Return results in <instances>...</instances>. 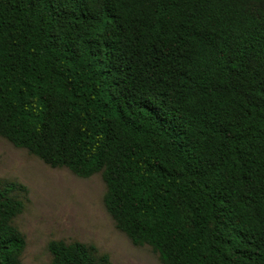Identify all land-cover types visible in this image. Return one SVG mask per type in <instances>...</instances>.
Returning a JSON list of instances; mask_svg holds the SVG:
<instances>
[{
    "label": "trees",
    "instance_id": "obj_1",
    "mask_svg": "<svg viewBox=\"0 0 264 264\" xmlns=\"http://www.w3.org/2000/svg\"><path fill=\"white\" fill-rule=\"evenodd\" d=\"M263 1L0 0V136L102 171L117 228L163 264H264ZM17 187L0 183V264H22Z\"/></svg>",
    "mask_w": 264,
    "mask_h": 264
},
{
    "label": "rangeland",
    "instance_id": "obj_2",
    "mask_svg": "<svg viewBox=\"0 0 264 264\" xmlns=\"http://www.w3.org/2000/svg\"><path fill=\"white\" fill-rule=\"evenodd\" d=\"M258 6L264 11V1ZM11 182L19 187L10 197L24 203L23 211L12 219L25 237L22 264H50L52 240L94 246L91 254L96 259L107 254L113 264H163L150 245H135L117 228L104 203L107 185L102 171L79 177L0 136V183ZM183 217L191 229L189 215L183 212Z\"/></svg>",
    "mask_w": 264,
    "mask_h": 264
}]
</instances>
